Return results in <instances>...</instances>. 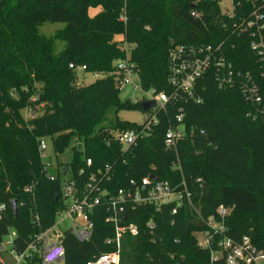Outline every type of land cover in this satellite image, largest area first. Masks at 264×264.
<instances>
[{"label": "trees", "instance_id": "1", "mask_svg": "<svg viewBox=\"0 0 264 264\" xmlns=\"http://www.w3.org/2000/svg\"><path fill=\"white\" fill-rule=\"evenodd\" d=\"M91 7L101 10L91 16ZM256 7L264 11V0H233L231 14L222 11L220 0H4L0 247L15 232L12 251L24 252L42 230L56 224L65 206L61 173L56 178L47 175L40 142L53 137L55 152L61 153L77 136L82 147H75L72 162L61 164L63 173L69 166L75 178L89 179L110 165L112 176L102 182L110 195L131 178L149 175L172 186L185 181L192 193L180 206L170 202L159 210L152 205L129 208L127 221L138 226V233L123 235L121 264L210 263L211 251L199 246L197 234L206 229L200 217L215 216L220 206L230 209L227 237L238 242L249 236L264 251V114L242 101L237 87L220 88L215 72L209 71L196 86L201 103L180 92L160 113L151 135L127 149L115 139L116 132L143 125L118 117L121 109L143 108L142 101L120 98L117 60L134 64L144 90L155 88L171 96L175 89L168 83L169 56L176 45L221 46L235 67L254 73L260 67L251 36L234 25ZM46 21L66 26L47 37L39 32ZM56 40L65 42L60 52ZM82 66L85 72L106 76L78 85L75 70ZM29 106L36 109L33 117L22 113ZM180 108L187 130L204 129L206 134L187 137L175 151L165 147L164 135ZM108 215L106 202L96 207L87 241L79 240L73 229L63 232L64 264H86L116 250L115 243L108 242L115 236ZM3 251L0 248V255ZM30 264H42L41 257Z\"/></svg>", "mask_w": 264, "mask_h": 264}, {"label": "built area", "instance_id": "2", "mask_svg": "<svg viewBox=\"0 0 264 264\" xmlns=\"http://www.w3.org/2000/svg\"><path fill=\"white\" fill-rule=\"evenodd\" d=\"M228 13L231 14V12ZM234 26L240 33L248 32L251 36L250 46L259 59L260 67L254 73L245 72L235 67L232 62L226 59L221 46L176 45L171 49L169 56L168 83L175 89L174 95L171 96L167 92L158 91L155 88L144 90L139 76L135 72L134 64L128 59L117 60L115 74L119 80L121 92L126 86H131L135 92L142 94L141 99H131L132 102L152 100L155 101L156 105L145 111L147 118L141 127L118 131L115 134V139L127 149L151 135L161 121L160 113L166 109V105L171 99L180 92L188 99L201 103L202 98L197 96L196 86L198 81L209 71L215 72L216 81L220 88L237 87L241 92V100L256 106L257 110L264 114V11L256 7L249 17L244 18ZM70 67L74 68V65L71 64ZM81 68L85 71V66ZM90 73L95 80L106 76V74L99 72ZM134 77H137V80H134ZM180 111L176 115L175 123L167 129L164 135L165 147L175 151H177L179 142L187 137L206 134L204 129L192 128L187 130L184 123L183 108H180ZM33 116H35L34 113H31L28 117ZM79 146L81 148L82 144ZM46 148L45 138H43L40 142L42 156ZM86 164L91 166L92 159L88 158ZM49 166L51 164L46 163L47 170ZM110 169V165H107L104 171L101 170L99 173L92 174L89 179L75 178L73 173L67 172L69 177L62 180V195L65 206L58 212V215L62 211H66L65 219L72 222L73 233L79 240L87 241L91 238L94 227L93 212L97 206L104 202L107 203L109 211L106 220L113 224L115 229L114 238L108 239V242H114L116 250L94 257L86 264H121V239L123 235L126 233L136 235L138 233V226L127 221L126 212L129 208L135 209L138 206L152 205L159 210L164 204L175 202L180 206L192 198V193L185 181L177 186H172L167 180H161L153 175L131 178L124 187L110 195L102 187L103 180L110 179L112 176ZM79 174H83V171ZM47 175L51 178L58 176L57 174L53 177L49 172ZM229 211L230 209L220 206L215 216L207 219L200 217L206 229L201 232L203 237L199 239V246L211 251L210 263L207 264H264V251L258 249L249 236H244L238 242L227 237L225 220ZM173 212H177L176 207ZM11 234L13 237L15 236V232ZM62 236L63 232L57 231L56 224L51 228L42 230L36 236V240L24 252L12 251L15 260L13 264H30L36 256L41 257L42 264H55L64 261L65 247L61 240ZM12 243L13 239L10 244L12 245ZM0 264L7 263L1 259Z\"/></svg>", "mask_w": 264, "mask_h": 264}, {"label": "rangeland", "instance_id": "3", "mask_svg": "<svg viewBox=\"0 0 264 264\" xmlns=\"http://www.w3.org/2000/svg\"><path fill=\"white\" fill-rule=\"evenodd\" d=\"M220 6L223 12H232L233 10V0H220ZM101 10L100 7H91L90 8V15L94 16ZM66 26L64 22H51L46 21L39 26V32L47 37H54L56 32L60 29H63ZM65 47V42L61 40H56V50L60 52ZM76 83L78 85H85L89 84L95 80L91 73L83 71L81 67L76 68ZM134 80H137V77H134ZM17 96V93H14ZM142 94L140 92H135L131 86H126L121 94L120 98L125 100L127 98L130 99H141ZM40 105H37L38 108ZM33 107L25 108L22 113L28 117L31 113L34 112ZM118 117L121 120H126L137 125H142L147 118V113L141 109L136 108H129V109H121L118 113ZM45 142L47 148L43 152V160L45 163H50L51 166L48 168V172L51 176L55 177L57 174L61 173L62 180H65L69 177V174H64L62 172L61 164L63 163H70L74 160L76 156L75 147H79L81 141L79 137H73L70 145L64 149L61 153H56L54 149L53 137H45ZM65 210L62 211L60 215L57 216L56 225L57 231L65 232L67 230L73 229L74 226L69 219H65ZM198 238H202L203 234L198 233ZM13 239V235H9L4 238L3 247L4 251L0 255V260L3 259L7 264L15 263L13 254H12V245L10 244L11 240ZM55 264H64V261L57 262Z\"/></svg>", "mask_w": 264, "mask_h": 264}, {"label": "water", "instance_id": "4", "mask_svg": "<svg viewBox=\"0 0 264 264\" xmlns=\"http://www.w3.org/2000/svg\"><path fill=\"white\" fill-rule=\"evenodd\" d=\"M3 1L4 0H0V8H1L2 4H3ZM155 105H156L155 101H152V100H146V101L142 102V108H143L144 111H148L149 109H151ZM79 148H80V146H79ZM69 168H70L69 166H66L65 169H64V173L68 172ZM12 207H13L15 213L17 214L19 209H18V202L16 200H14L12 202ZM0 248L3 249V246H1Z\"/></svg>", "mask_w": 264, "mask_h": 264}]
</instances>
